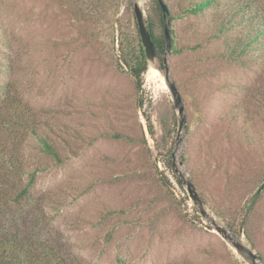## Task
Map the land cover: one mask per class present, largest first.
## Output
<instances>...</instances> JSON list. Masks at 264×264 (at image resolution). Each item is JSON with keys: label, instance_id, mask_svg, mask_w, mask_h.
Here are the masks:
<instances>
[{"label": "rangeland", "instance_id": "1", "mask_svg": "<svg viewBox=\"0 0 264 264\" xmlns=\"http://www.w3.org/2000/svg\"><path fill=\"white\" fill-rule=\"evenodd\" d=\"M65 1L0 0V109L17 102L26 124L33 114L62 159L28 129L17 139L0 126V145L19 143L21 185L35 172L43 237L67 264H250L199 214L174 153L210 218L264 257V49L230 58L210 16L177 19L186 51L166 60L184 109L178 134L162 61L147 62L137 88L119 58L120 34L136 36L133 3L147 23L153 0H119L108 12L98 0ZM184 6L173 2L179 14ZM82 25L98 28L100 42Z\"/></svg>", "mask_w": 264, "mask_h": 264}, {"label": "trees", "instance_id": "2", "mask_svg": "<svg viewBox=\"0 0 264 264\" xmlns=\"http://www.w3.org/2000/svg\"><path fill=\"white\" fill-rule=\"evenodd\" d=\"M59 8H64L65 0H56ZM167 6L169 16V56H175L186 51V47H176V31L174 24L177 19L187 17L205 18L210 16L214 23V30L210 32L215 37H222L224 44L229 48L227 54L230 58L241 59L250 48L264 49V0H163ZM183 2L182 12L179 14L173 8V2ZM119 0H98L96 7L99 10L115 9L119 6ZM126 6H129V3ZM155 20H147V25L152 37L156 57L163 60L165 51L164 15L158 0H153ZM107 16V15H106ZM107 18V17H106ZM113 19V18H112ZM114 21L109 22L112 27L111 50L114 49ZM136 23V22H135ZM136 28L135 38H130L124 31L119 36V58L127 72L139 88L142 74L147 69V61ZM120 26V25H118ZM81 35L90 40H98V28L86 30L82 25ZM235 29L225 33L226 30ZM100 42V41H99ZM200 45L192 46L197 49ZM119 62V61H118ZM162 65V64H161ZM119 69L122 67L117 63ZM163 66V65H162ZM201 73H197L200 76ZM18 103L10 101L5 105V112L0 109V126L13 130L18 139L20 129H28L29 133L37 136L44 151L51 155L56 162L62 159L58 151L36 131V123L33 114H30L27 124L23 113L18 110ZM5 113V114H3ZM15 129V130H14ZM121 136L122 134H117ZM10 147L0 145V264H67L61 254L50 244L52 237H43V208L42 196L37 197L31 193L35 182V172L28 174L27 181L21 185L23 175L22 161L16 156L19 143L14 142ZM237 177V175H236ZM12 178L11 182L9 179ZM242 177H240L241 180ZM7 186V187H6ZM12 189V190H11ZM16 190L14 196L11 192ZM263 186L259 187L249 198L250 203L244 205L243 210L249 211L253 204L260 198ZM28 206V210H25ZM25 210V211H24ZM244 214H242L243 218ZM248 214H245L243 222L246 223ZM242 222V221H241ZM264 261V257L260 255Z\"/></svg>", "mask_w": 264, "mask_h": 264}, {"label": "water", "instance_id": "3", "mask_svg": "<svg viewBox=\"0 0 264 264\" xmlns=\"http://www.w3.org/2000/svg\"><path fill=\"white\" fill-rule=\"evenodd\" d=\"M159 5L161 6L163 15H164V37H165V51H164V57L162 60L163 69L165 72V81L167 83L168 89L171 94L173 106L177 110L178 113V134L183 129L184 123H185V116H184V109L182 105V99L180 96L179 91L177 90V87L173 81L169 78V70L166 60V54L169 51L170 47V38H169V31H168V16L169 12L167 9L166 4L163 0H158ZM133 14L139 34V38L144 50L146 61L150 64L155 63L156 61V54L154 50V45L152 42V37L149 31V28L147 26V23L145 21V18L143 16V12L141 8L138 6L137 3H133ZM181 138L178 136L176 140V144H179L181 142ZM172 159H173V166L174 170L178 175V180L181 184H183L186 188V191L188 193V196L192 200L193 204L197 207L199 214L204 217L207 221H210L212 224L214 230L225 240L227 241L235 250L237 253H239L244 258L248 259L250 261V264H261L260 263V257L255 252L247 248L236 236L233 234H230L227 229L222 227L221 225L217 224L214 219L210 218L207 211L204 209L203 201L200 198L195 186L193 183L185 176L183 172H181L175 162V155L172 153Z\"/></svg>", "mask_w": 264, "mask_h": 264}, {"label": "bare ground", "instance_id": "4", "mask_svg": "<svg viewBox=\"0 0 264 264\" xmlns=\"http://www.w3.org/2000/svg\"><path fill=\"white\" fill-rule=\"evenodd\" d=\"M154 71V70H153Z\"/></svg>", "mask_w": 264, "mask_h": 264}]
</instances>
